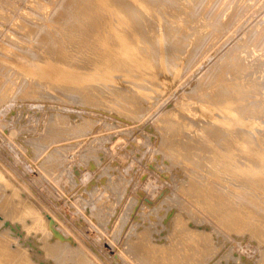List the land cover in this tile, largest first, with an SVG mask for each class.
I'll list each match as a JSON object with an SVG mask.
<instances>
[{"label":"bare ground","instance_id":"1","mask_svg":"<svg viewBox=\"0 0 264 264\" xmlns=\"http://www.w3.org/2000/svg\"><path fill=\"white\" fill-rule=\"evenodd\" d=\"M15 1L18 2V0ZM51 1L53 3L51 2L50 4L53 6L51 8L52 13L50 12L51 16L48 21L49 24L44 26L42 29L39 27L34 29L35 26L32 28L37 35V40L27 42L29 45L27 50L16 48L10 57L6 55L8 52L5 49H2L4 50V54L3 52L0 53V60L10 64L16 73L26 72L36 81V84L33 86L29 85V83H23L24 85H21L19 92L17 89V94H14L16 95V98H13L14 95H11L10 99L13 98L18 100L21 98L20 95H22V93H25L30 88H36V93L39 92V95L36 94L34 97L33 94L35 92L32 94L33 90L31 89L32 95L29 94L34 99L37 98L38 100H44V102L51 99L50 103L52 104H54L52 100L58 99V101L61 100V102L66 103L69 102L68 104L74 106L73 110H70L71 107L69 110L68 108L65 110L66 108L64 107L65 109L62 108L60 112H58L60 110L58 106V111L55 110L53 112H49L52 111L50 108L49 111H41V117H44L43 119L46 120V116L47 120L44 126H42L41 130L36 129V135L31 136L30 140H28L30 146H27L28 148L30 147L28 151L31 157L29 155L28 156L33 159L41 156V154H43L46 149L49 148L44 156H42L41 160H38V167L40 168V171H44L45 175H47L46 177L49 179L51 178L54 180V182H57L56 186L62 189L63 192H66V190L63 188L66 185H70V183L74 185L75 179L69 181H58V178L60 177L63 170L69 168L67 161V156L69 154L68 152L81 144L80 141H68L80 138L82 133L80 130V124L84 121L86 126L89 127L90 131L96 129L97 115L89 112L100 111L104 114L113 115L117 118H120L125 122H133L138 120L144 112L140 106V103L137 101V98H150L147 94V86L143 83V81L154 76V72L156 70L154 72L153 70L156 68H159L160 70L162 69L161 74L159 73L160 71L156 74H160L157 75L158 79L159 76L160 79L162 76V80L159 79L161 82L157 83L159 84V95L164 96L174 85H176L178 81H180V78L188 74L187 72L190 71V69L198 62V60L202 59L209 51L211 47L206 46L207 39L209 37V40L214 37L216 38L221 33L222 35L227 34L230 28L239 24L238 19L240 17L239 14H235V16H232L234 18L224 23L221 17L216 15L217 13L215 14V12L219 10L217 8L221 0L218 3V6H216L217 8H215V4L219 0L216 2L214 0V3L212 2L213 0H210L214 4H211L214 6L213 11L209 9V7L207 9V6H205L206 2L204 3V1L207 0ZM17 2L14 3V0H0V8L7 14L5 16L2 15L4 17H2L0 14V21H4L7 17L9 18V16L15 14L14 12L17 8L15 4H17ZM41 2L44 3L46 0H42ZM222 2L224 1L222 0ZM232 2L234 3V1ZM5 3L10 4V6L8 4L6 5ZM29 3L25 2V4L28 5ZM42 4L39 5L40 8H43V6H41ZM202 4H204L203 6L206 7L204 8L205 11L209 10L207 14H209L210 18L209 16L208 18L210 20L213 19V23L209 22L206 26L204 25L202 28L200 27L195 31L196 35L194 36L196 38L194 40H189V42H191L190 46L193 45V48L191 47L192 51H187V43V46H184L186 48L184 50L185 52L187 51L188 53L194 54L190 60L182 59L180 61L181 56L178 55L179 59L176 56V54H178L177 52H180L179 54L181 55L184 53V51H182L184 38L182 36H178L183 23L180 25V28H177V25H169L170 28L173 27V29H170L169 31L170 34L178 37L176 41L168 42L166 45L158 49V51H150L146 48V44L150 42L151 38L153 37L151 34L152 30L149 33V29L152 28L151 24H153L150 22V16H153L155 19H159V21L161 19L163 20L165 17L169 19L167 17L168 14L166 15L165 13H169V9H171L172 12L173 10L178 11L179 8L181 10L186 9V11L190 10L191 14L193 13L192 15H196L197 13L200 14L199 12H201L203 9V7L201 8ZM43 5L46 6L47 4ZM239 5L244 6L245 3L244 5ZM30 6L27 8L30 9ZM33 6L36 5H32L30 10H33ZM36 7L34 9L37 10L39 7ZM248 7L246 5L244 8H247L250 11L251 7ZM259 8L257 10H259ZM180 9L179 11L181 13ZM204 9L202 13H204ZM2 10L0 11L2 12ZM230 10L232 9L230 8ZM3 12L2 14H4ZM244 12L246 11L244 10ZM241 13H243V11H240V15ZM162 14H165L166 16L163 18ZM179 14L177 13L175 16L177 17ZM191 14L189 15L191 16ZM24 15L25 14H21L18 16L22 18L23 21H25L27 18L24 17L27 14L25 16ZM203 15L204 14H202V16ZM243 15L242 17H244ZM200 16L198 15L197 17L200 18ZM178 17L180 18L181 16ZM186 17H188V15ZM154 18H152V20ZM174 18L171 17L169 20ZM196 18H194V20H196ZM201 18L203 19V17ZM9 20L11 21L12 19L5 20L6 23ZM239 20L242 21L241 19ZM17 21L19 23V20ZM159 21H154L156 22L155 25L158 23L163 25L160 23L161 21ZM26 23L25 25L27 26ZM3 24H5V22H0L1 28L5 26H3ZM168 24L170 23L168 22ZM197 25L195 21L194 26ZM21 26L23 25H20L19 27ZM194 26L192 25L190 28L193 29ZM207 26L213 27L212 31L210 33L202 32L203 28ZM19 27L17 30L13 29L15 31L13 33H15L16 37L18 36L17 38L20 37V33L19 35L16 33V31L19 32ZM1 31L3 30L0 29V32ZM192 32L194 34V31ZM147 33L149 35L151 34L152 36H149ZM254 33L255 35L251 36ZM252 34L247 36L245 39L240 38L241 40L239 39L236 48L228 52L226 58L223 61H218L213 64L210 69L203 76H201L193 86L190 87L193 89L203 88L204 91L207 89L209 91L207 100H210V103H206V101L198 103L195 101L192 103L190 102L187 106L183 105V100V104H180L176 111H171L168 114H164V116L157 117L151 124V128L156 131L155 134H157L158 137H161L160 146L166 151V154L160 153L161 157L159 158V163L164 161L163 165L166 169L161 170L162 167L160 168L161 171L164 170L162 174H164L165 177L170 178L171 174H173L171 172L172 168L175 171H179L181 173L183 172V174H181L183 178L180 179V184H176V182L174 183L173 178L169 179L173 181H170L168 192L165 195L164 203L167 201L166 206H168L166 207L167 209L165 210V213L161 214L162 211H158L159 214L156 213L157 210H161L159 209L160 204L159 206L157 205L158 209L154 207L149 210L150 207H147V211H150L148 213H150L152 216L154 215L153 219H151V217L147 219V216L144 217L145 212H147L145 211L146 209L144 210L145 205L143 208L145 212L141 214L143 212L142 209L141 213L139 212V219L142 218V220H137L139 222L133 224V229L130 230L131 236H128L129 238L126 236L129 241L127 238L125 240L123 239L124 243L127 244L122 245L125 246L123 249L125 253H123L122 250L121 251L127 256L121 258L125 259V257H127V263L128 261H131L133 264H215L212 262L213 257L218 255L221 256V254L225 253L227 259L229 258L227 255L232 253L231 249H229L231 252L222 249L224 246L222 248H218V246H220L218 244L223 240V238L227 239L230 235H240L244 233L248 235L245 237H249L250 240L254 241L259 247H263V249L260 251V258L258 259V262L257 260L255 262H257L256 264H264V144L259 143H262V140L264 139V124L257 123L258 121L256 122V120L255 122L252 121L259 115V110L264 107V98H260L262 102H259L257 98V103L256 100L255 102L249 101V99L252 100L253 96L250 95V93H252V88L257 86L259 83L256 81L258 80L256 74L260 73L258 72L260 67L254 68L255 70L257 69V73L252 71V75L255 73L257 79L255 76H251L256 79H254V81L258 82L255 86H252V84L249 83H247L248 85L243 83L241 86L239 82V84H234V86H228V84H226L227 82H225L230 71H235V69H237V71L242 70V74L244 71L243 75L240 74L239 79L241 75L243 78L245 75L246 79V74H248L247 79L249 80V74L251 72L248 73V69L251 68V65L253 64L251 62L252 59L249 60V58H254V56L257 55L256 53H259L260 51V53L264 52V46L260 45L261 37L264 36V28L256 29V31L253 30ZM154 37L158 38V36L155 35ZM212 41L210 42L212 43ZM70 45L80 46L81 49L78 51H76V48L74 47L76 53L78 52L77 55L72 56L69 54V48H71ZM2 50L0 49V51ZM31 50L32 52H29ZM263 54H261L262 56L260 55V57H263ZM258 57L259 56L257 55V60L260 59L264 62V58L261 59ZM255 58L253 60H256ZM260 60H258L259 63L261 62ZM255 63L253 64L254 67L256 66ZM262 65L264 66V64ZM262 65L261 68L263 67ZM174 66L179 68L178 73H173ZM245 70H247V73ZM2 71H4V68L0 64V72L3 73ZM262 72L263 70H261V74ZM232 74L230 73L231 77L233 76V78H236V76L234 77ZM142 75L144 76V79L141 83L136 82L138 79L136 81L133 80L138 77L140 78ZM263 75L262 77H258L263 79ZM123 76L125 77L124 80L128 78V80L131 79L134 81L129 82L130 80H127L130 84L136 82L135 84H132L134 87H126L129 83L126 81L124 83L123 79H121ZM243 78L240 80H245ZM11 79L12 77L8 80L10 84L7 82V85H12ZM228 79H230V77ZM251 81L253 82V80ZM259 81L260 84L263 82V80L260 79ZM122 83L125 84L124 86L126 88H123L120 85ZM97 84L99 85L97 86ZM197 84L201 85L198 86ZM100 85L104 87V89L106 88V90L104 91ZM263 85L264 84H261V87L258 86L257 88L261 89L263 88ZM16 87L18 88L17 85ZM98 87H100L101 90H98ZM259 92L261 93V91ZM12 93L14 92L12 91ZM196 93H198V91ZM260 93H258V98L260 97ZM201 94H199V96H204ZM37 95L39 97H36ZM255 95L256 94H254V96ZM263 95L264 94L262 91V96ZM7 96L10 95L7 94ZM3 98H5L2 99L4 101L0 99L3 103L9 99V97L6 99V96ZM24 98L27 97L24 96ZM187 103L188 101H186V104ZM14 107L15 103L13 108ZM80 107L84 108V111L80 112ZM53 109H56V107ZM46 110H48V108H46ZM202 113L213 117L215 122L208 123L210 121L201 119L200 117H202ZM187 114L192 116L194 119L189 118ZM183 116L186 117L183 119H188L187 122L183 123V120L181 121ZM245 116H248L247 118H249V116L253 117H250L252 119L251 120L250 118L246 119ZM41 117H39V119ZM258 117H260L261 120ZM258 117L257 118L262 121V116ZM43 119H40V121H43ZM193 129L194 131L188 132ZM189 133H192L193 135L191 136ZM171 134L179 135V137L175 139V142L169 138ZM106 138L107 137H96L93 141H90V139L87 140L83 146L85 149L81 150L78 154L80 160L83 161V163H87V165L90 164L97 168V165H99L101 161L99 158L100 151L97 150V146H93V143L98 141V144H101L106 141ZM237 139L241 140L243 145H238L239 147L236 146L235 141ZM55 144L58 146L54 147L53 145ZM155 158L153 162L155 160L157 161ZM159 163L156 164L158 165ZM204 166H207L208 170L206 169L205 171ZM109 168H111V166H109ZM109 168H107V170ZM167 169H170V171ZM118 171L116 174H118ZM108 172L109 171H107V174ZM243 173H249V177L244 178L242 175ZM7 176H9V174L0 172V182H3L4 178ZM10 177L11 176H9V178ZM14 183L15 182H13V185ZM10 184H12V182H10ZM106 184L109 185L111 190L113 189L112 192L115 193L113 196H116L115 198L118 200V202L119 198L120 200H124L123 203L119 202L123 206L125 205V209L123 211L124 214L122 213L123 217L121 216V219L117 218V215V217L115 216V214H118V211L116 209L117 213H115V209H113L115 207L112 208V203L114 201L111 202L112 205L110 208V211H113L112 214H109V211L108 213H103L102 209H98L104 205L106 207L104 208L108 210V199L102 197L98 198L100 201L97 200L98 195L96 192V181V187H93V189L91 188V193L84 189L83 191H79V193L81 192L80 196L79 194L76 195H78V199H80V205H83V207L86 209L89 208L90 202L94 199L95 204L97 201L103 204L100 206L97 203L99 207L97 208L96 206L97 210L95 209L94 211L90 205V210L93 213H89L88 216L93 220L94 223H96V225L101 228V230L103 229L108 232V236L111 237V240H115L117 236H121V230L127 224V220H129L131 217L128 212L130 213L133 211L132 209L136 202L133 199L129 200L132 189L129 187V180L127 181L123 176L115 175V173H112L111 175L109 174V179L106 181ZM53 185L55 184L53 183ZM58 187H56V189ZM134 188L136 187L133 186V189ZM60 189H58L59 192H61ZM73 189L74 188L71 189V187H67V191H71ZM254 189H256V192H254ZM25 194L26 191L22 189L21 186L19 188L15 185L13 191L6 194L4 199L0 196V202L2 200V203L0 204V264H47L49 260L52 261V264H57L58 260H52V256L54 255H57L56 259H61L63 257L67 258L71 264L97 263L89 258L91 256L90 254H88L90 256L87 257L81 252L82 249H80L81 251L79 250V248L74 243L75 240L72 242V238L69 239L70 237L67 234L68 230L63 227V224L56 225L51 221H47L49 214L46 215V213L44 214V211L42 212L41 208H44L42 204H38L36 200H32L34 198L30 199ZM89 194L92 195L89 196ZM109 199L111 200V198ZM170 200L175 204L171 205L170 203L172 202ZM108 202L109 205L110 201ZM94 203L92 202L91 204L95 206ZM163 204H161V206ZM122 208L123 207H121V209ZM79 211H81V209ZM168 214L169 216L170 214L172 215L170 216V220L167 221L168 223H166L168 226L166 224L163 225L165 219L168 217ZM114 216L117 219H115L114 223H112L111 220L114 218ZM107 218L109 220H107ZM149 219L151 220L149 221ZM27 220H31V224L28 225ZM151 221L153 222L152 224H150ZM57 222L60 223L59 221ZM110 225L111 227H109ZM3 227H6L5 230H2ZM18 227H23L24 230L26 229L28 232L27 234L30 236L34 235L38 237L36 239L39 244L36 243V241L35 243L37 245L35 243V246L34 244L32 245V239L30 240V243L26 242V240H29L27 237L26 240L24 238V236H27L26 233H24V236L22 235L23 242H21V239L19 238H13V236L11 238L10 234L12 233V230ZM56 228L59 229V231ZM157 230H160V232ZM161 232H164L165 234L163 233L164 235H162ZM20 233L22 234V231ZM59 236H64L67 238V240L62 239ZM218 237H220V239L216 240ZM240 237L237 238L240 240ZM215 240L218 242H215ZM232 240L235 239L233 238ZM33 241L34 240H32V242ZM118 242H116V244H118ZM12 246H14L15 249L12 248ZM78 246H80V244ZM119 253H121L120 250ZM33 257H39V259L42 258V260L45 258L47 261L43 260L44 262L42 261V263L41 260L37 259L38 263H34ZM222 259L224 258L222 257ZM220 262L222 263V260ZM227 262L228 261H226L225 264Z\"/></svg>","mask_w":264,"mask_h":264},{"label":"rangeland","instance_id":"2","mask_svg":"<svg viewBox=\"0 0 264 264\" xmlns=\"http://www.w3.org/2000/svg\"><path fill=\"white\" fill-rule=\"evenodd\" d=\"M28 1L29 0H18V2H17V1L14 0V3L17 2V4H15L16 7H17L16 8L17 12L15 10V12H14L15 14L12 15L13 17L9 16V18L7 17L5 19V20L12 19V20L11 21L9 20L8 21L9 23L8 22L6 23L5 20L4 21H0L1 23L5 22V24H3V26L5 25L3 27L4 29L0 27V29L3 30V31L0 32V46H1L0 49L1 50L5 49L8 52V53L6 52L7 54L6 53L5 54L7 56H9V57L12 56V54H13V52H14V50L16 48H20L21 50H27L28 46H29L27 42H32V41H36L37 40L36 39L37 35L35 34L34 29L38 28V27L40 29H42V28H44V26L49 24L48 21H49L50 16H51L50 15V12L52 11L51 8L53 6L50 3L52 1L49 0L50 1L49 2L48 0H46V2H44V3L41 2L42 0L41 1L40 0H38V1L32 0L31 1L30 0L29 1L30 3ZM39 1H40V4L43 3V4H47V5L44 6L42 4L41 6H43V8H40L39 7V5H40ZM43 1H45V0H43ZM47 1H48V3H47ZM53 1L58 2L59 0H53ZM207 1H204V3L206 2L205 6H207V9L209 7V9H211L213 11L214 10V6H213L214 5L213 4L214 0L213 1L211 0L213 3L210 0H207ZM209 1H210V3H209ZM216 1H218V0H215V2ZM223 1L225 3L222 2V0H221V2H220V0L218 2H216L215 8H217L216 6H218L219 2H220L219 3L220 8L218 6L217 9H219V10L217 12H215V14L217 13L216 15H219L224 23H226L230 19L234 18L232 16H235V14L236 15L239 14V17H240L239 19H241L242 21H240L238 19V23L239 24L237 26H235V27L233 26L232 28H230L229 32L227 34L222 35V33H221L220 35H218L219 37L218 36L216 37L217 39L215 37L214 38L211 37L213 39V41H212V39L209 40V38H210L209 37L207 39V42H206V46L211 47L209 49V51L205 54V56L202 59L198 60V62L190 69V71L187 72L188 74L185 73L186 75H184L182 78H180V81H178L176 83V85H174L168 91V93H166L164 96L159 95V86H158L159 84L157 82L160 83L161 81H159L160 76H159V79H158L157 75H160L162 73V69L161 70L159 68L158 69L157 68L154 69L153 72L156 70L154 72L155 73L154 76L152 78L149 77L148 79H145V81H143V79H144L143 75L140 76V78L138 77L136 79H133L134 81H136L138 79L136 82H140V83L143 81V83L147 86V94L150 97L149 99L148 98L147 99H139V98H137V101L140 103V106L142 107L143 112H144L143 115L141 117H139L138 120H135L133 122H125L124 120H122L120 118H117V117H115L113 115L104 114V113H102L100 111L89 112V113H93V114L97 115V127H96V129L90 131L89 127L86 126L85 121H84V122H82L80 124L81 125L80 130L82 132L80 138H76V139H73L71 141H68V142H79L80 141L81 144L79 146H76L75 148H73L72 150H70L68 152L69 154L67 156V161H68L69 168L66 169V170H63L61 175H60V177L58 178V181H69V180L75 179L74 185L72 183H70V185H66L63 188L64 190H66V192L65 191L63 192L62 189H60L58 186H56L57 182H54V180H52L51 178L49 179L48 177H46L47 175H45L44 171L43 172H42V170L40 171V168L38 167V164H39L38 162L41 160L42 156H44L46 151L49 150V148H47L46 151L43 154H41V156H38V157H36V159H33V158H30L31 155H30V153L28 151V149L30 147L28 148L27 146L29 145V141L28 140H30L31 136H35L37 130L38 129L41 130L42 126H44V124H45V122L47 120L46 116H45L46 120L43 119L44 117H41V111L42 112H46V111H49L51 109L52 111H49V112H53L55 110L58 111L60 109L58 111V112H60L62 110V108H64V107L66 108V109L64 108L65 110H67V108L69 110L70 107H71L70 110H73L74 106H72L71 104H68L69 102H67V103L66 102H61V100L58 101V99H54L56 101L52 100V102H54V104L50 103L51 99L50 100H46V102H44V100H40V99L38 100L37 98L34 99L31 96L34 92L35 93L33 94V96L36 95V94L39 95V92L36 93V90H35L36 88H30L31 90H33V92L30 89L27 90V88H26L27 94H26V92L22 93V95H20V97H21L20 99H18V100L17 99H13V98H16V95H14V94H17V91H16L17 89H18V92H19V88L21 87V85L23 86L24 84H26V83L28 84L29 83V85L33 86L34 84H36V81H35V79L31 78V76L29 74H27L26 72L16 73L13 70V68H12V66L10 64L6 63L3 60H0V64L4 68V71H2L3 73L0 72V97L2 96L0 99L1 100L5 99V98H3L4 96H6V99H7V97H9V99H7L6 102H4V103L1 102V100H0V172L5 173V174H9V176H11L10 178H9V176L5 177L4 181L0 182V196H1V198L4 199L6 194H8L11 191H13L15 185L17 187H19V188L21 186V188L26 191V194H25L26 196H28L30 199L34 198V199H32L33 201L36 200V202H38V204L39 203L42 204V206L44 207V208H41L42 212L44 211V214L46 213V215L49 214L48 215V219L49 220L47 219V221H51V222H53L56 225L63 224V227H65L68 230L67 234L70 237V238L69 237L68 238L69 239L72 238V242H73V240H75L74 243L76 244V246L79 248V250L82 249V251L81 250L80 251L83 254H85L87 257H89L91 255L92 257L90 256L89 258L92 261L94 260V262L95 263L97 262L98 264H124V263L133 264L131 261L130 262L128 261V263H127V260H126V259H128L127 257H125V259L123 258L124 260L121 258V257L127 256V255L123 254V253H125L123 251L125 246H122V245L127 244V243H124V240L128 236L129 237L131 236V231L130 230L133 229V224L142 220V218L139 219V217H140L139 212L141 213V211L144 208V205H145L144 210L146 209L145 211H147L148 210L147 209L148 206L150 207V208L148 207L149 210H151V208H154V207L157 208V205L159 206V204H160L159 209H161V210H157L156 213L159 214V212H161V211H162L161 214L165 213V210L167 209L166 207H168V206H166V202L167 201L164 203V200H165V195L168 192V186H170L169 184H170L171 180H169V179L173 178L174 181L173 180L172 181L174 183L176 182V184H180L181 183L180 179L183 178L181 176V174H183V172L181 173L179 171H175L172 168H171V172L174 175L171 174V172H170V174H171L170 178L165 177L164 174H162L164 172V170L163 171H161V170L165 169V167L163 165L164 161L163 162L160 161L162 164L159 163V158L161 157L160 153L161 154H166V151H165L164 148H162L160 146L161 137L160 136L158 137V135L155 134L156 131H154V129L151 128V124L155 121V119L157 117L164 116V114H168L171 111H176L177 108L180 106V104L181 105L183 104V100H184V104L183 105H187V106H188V104L190 102L192 103V102H195V101L198 102V103L205 102V101H206V103H210V100H207V95L209 93V91L207 89L204 91L203 88H194L195 90L196 89H200V90H196L195 91L193 88H190V87L193 86L198 81V79L201 76H203L210 69V67L213 64H215L218 61H223L226 58L227 53L230 52L231 50H234L236 48L237 43H238L240 38L241 39L242 38L245 39L247 36H250L252 34L253 30L256 31V29L264 28V4H263L264 0H247V1L245 0V2H244V0H223ZM232 1H234V3ZM239 1H240V3H239ZM25 2L29 3V5L25 4ZM244 3H245V5H244ZM5 4L7 5L8 3H5ZM24 4H25V6H24ZM211 4H213V5H211ZM239 4H243L244 6L239 5ZM254 4H257V5H254ZM8 5L10 6V4H8ZM32 5H36L37 7L40 8V10L36 6H33V7L34 8L36 7L37 10L34 9V8H32L33 10H30ZM203 5L204 4L201 5V8L202 7H203V9L206 8ZM210 5H211V8H210ZM238 5H239V8H238ZM246 5H247V7L249 5L248 8L251 7L250 11H249V9L244 8V7H246ZM29 6H30V9H28ZM212 6H213V8H212ZM234 6H236V7H234ZM253 6H255V7H253ZM227 7H229V8H227ZM9 8H11V7H9ZM230 8L232 10H230ZM258 8H259V10H257ZM24 9H27V10H24ZM179 9H178V11H179ZM203 9L201 10V12H199L200 14L197 13L199 16L201 15L200 18L197 17L198 16L197 14H196L197 16L195 14L192 15L193 13L191 14L190 10L186 11V9H184V10L180 9L181 13H180V11L178 12L176 10H173V12H172V10L169 9L170 12L168 10L169 13H165V14L166 15L167 14L168 15L171 14L169 16L167 15V17L169 19L171 17L172 18L175 17L174 19H172L173 21L167 19L165 17L166 16L165 14H162V17L163 18L165 17V18L163 19L164 21L160 18L161 22L159 21V19H157V18L155 19L153 16L152 17L150 16V20H151L150 22L153 23V24H151V27L155 31L152 28L149 29V33L152 30L153 33L151 32V34L153 35V37L152 38L149 37V36H152V35L151 34L149 35L147 33L149 35L148 37L151 38V41L146 44V48L149 49L150 51H154V50L158 51V49H160L161 47L166 45L168 42L176 41L178 39V37L175 36V35L170 34L169 31H170V29H173V27L170 28L169 25L170 26L171 25L172 26L177 25V28H180V25L183 23V25H181L182 28H180L181 29L180 33H178L179 37L182 36L184 38V42H183V45H182L183 46L182 47L183 48L182 51H184L186 48H187V51H192V48H193L192 46L193 45L190 46L191 42H189V40H191V39L194 40L196 38L194 36V35H196L195 31L198 28H200V27L202 28V26H204V25L206 26L209 22L213 23V19L210 20L209 19L210 16H209V14H207L209 12V10L205 11V9H204V13H202ZM227 9H228V11H227ZM0 10H2V9L0 8ZM43 10H45V11H43ZM244 10L246 12H244ZM182 11H184L185 13L182 12ZM238 11H239V13H238ZM240 11L241 12L243 11V13H241V15H240ZM2 12H3V10H2ZM2 12L0 11L1 16L2 15H4V16L7 15L5 13V11L3 12L4 14H2ZM20 12H21V14H25V15L27 14L26 16L24 15L25 16L24 18H27V19H25V21H23L22 18H20L18 16V15H21ZM27 12L30 13V14H28ZM177 13L178 14L180 13V14L177 15V17H176L175 15ZM189 14H191V16ZM202 14H204V15L202 16ZM223 14H224V16H223ZM243 14H245V15H243ZM8 15H10V14H8ZM187 15H188V17H186ZM242 15L244 17H242ZM4 16H2V17H4ZM178 16H181V17L179 18ZM208 16H209V18H208ZM193 17L194 18L197 17L196 20H194ZM201 17H203V19ZM152 18H154V19L152 20ZM223 18H225V19H223ZM17 20H19V23H18ZM166 20H168V21H166ZM154 21H156V22L159 21L163 25H160L159 23H158L159 25L158 24L155 25L156 22H154ZM195 21H196V25L198 24L199 27H198V25L194 26L195 25ZM20 22H22L24 24H22ZM168 22L170 24H168ZM25 23L27 24V26L25 25ZM174 23H176V24H174ZM19 24L23 25V26L19 27L20 26ZM192 25L195 28L194 27H193V29L190 28V27H192ZM17 26L19 27V30H18L19 32L16 31V33H18V35L20 33V35H19L20 37L19 38H17L18 36L16 37L15 33H13V32H15L13 29L17 30V28H18ZM154 26H157V27H154ZM33 27H34V29H32ZM188 28H190V29H188ZM156 29H157V31H156ZM212 29H213V27L207 26V27L203 28L202 32H205V33L209 32L210 33L212 31ZM11 30H12V32H11ZM192 31H194V34H193ZM192 34H193V36H192ZM154 35L158 36V38H155ZM254 35H255V33L252 34L251 36H254ZM222 36H224V37H222ZM14 37H15L16 40L14 39ZM210 41H212V43ZM214 41H215V43H214ZM188 42H189V44H188ZM208 42L212 46H210ZM186 43H187L188 47L185 48L184 46L186 45ZM207 43H208V45H207ZM260 45L264 46V36L261 37V44ZM78 46L79 45L71 46V48H69L70 49L69 50L70 51L69 54L72 55V56L73 55L74 56L77 55L78 52L76 53V51L81 49L80 46L79 47ZM72 47L73 48L75 47L76 51H75V48L73 49ZM187 51L186 52L184 51V53L182 55L179 54L180 52H177L178 54H176V53L175 54H176L177 57H178V55L181 56L180 61L182 59L190 60L194 56V54L188 53ZM2 52L4 54V50L0 51V53H2ZM29 52H32V50L29 51ZM260 52L256 53L259 57H260L261 54L264 53V52L263 53H260ZM257 55L254 56V58L256 57L255 58L256 60H253L254 59L253 57L249 58V60L252 59L251 62L253 64L256 61L257 62L255 63L256 64L255 67H254L253 64L251 65L252 69L249 68L248 69L249 70L248 73L251 72L249 74V77L251 78L252 76H255V73H257L256 72L257 69L255 70L254 68H257V67L259 68L260 67V69H258L259 70L258 72H260V73L256 74L258 80H256L257 79L256 76H255L256 79L254 77L251 78V80H253V82L249 78V80L251 81V83H250V81L247 79L248 78V74H246L247 77L245 79V75H244V78L242 76L244 74V71H243V74H242V70L237 71V69H235V71H230V73L232 74V72H233L232 75H234V77L236 76V78H233V76L231 77V75L229 73L228 74L229 76L226 77V81H225V82H227L226 84H228V86H234V84H239V83L241 84V86L243 85V83L244 84L249 83V84H252V86L253 85L255 86L259 82L258 83L259 85L257 84V86H255L256 89H255V87L252 88V93H250V95H253L252 96V100L249 99L250 102H252V101L255 102V100H256V103L258 102V100H259V102H262L260 100V98H264L263 97L264 95L262 96V91H263V94H264V90H263L264 89V85H263V88H261V89L257 88L258 86L261 87V84H264V78L263 79L260 78V77H262V75L264 73V66L262 65V64H264V62L262 60L258 59V60L261 61L259 63V61L257 60ZM260 58L261 59L264 58V54H263V57H260ZM178 59H179V57H178ZM261 65L263 66L262 68H261ZM261 70H263L262 74H261ZM178 71H179V68L177 66H174L173 67V73H178ZM245 71L247 73V70H245ZM252 71L253 72L255 71V73L253 75H252V73H253ZM157 72H159L160 74H156ZM240 74H242L240 79L243 78L245 80L241 81L239 79ZM258 76H260V77H258ZM11 77H12V79H11L12 80V85L14 84L13 86L12 85L10 86L9 85L10 83L8 82V80ZM229 77H230V79H228ZM263 77H264V75H263ZM232 78L234 79V81H233ZM121 79H123L124 83H125V81L127 83L134 82L131 79H129L130 80L129 81L128 78L126 80H124L125 79L124 76L121 77ZM254 79L256 81H258V82L254 81ZM259 79L263 80V82L261 81L262 82L261 84H260ZM148 80H150V81H148ZM160 80H162V76H161ZM245 81H249V82H245ZM7 82L9 83L8 84L9 86L7 85ZM135 83H132V84H135ZM154 83H156V84H154ZM15 84L18 86V88L16 87ZM132 84L129 83V84H127L128 86H126V87H129V86H130V88H132V86L134 87V85H132ZM98 85L99 84H97V86ZM120 85L123 88L125 87L124 86L125 84H123V83L120 84ZM197 85L199 86L201 84H197ZM11 87H12V91L14 93H12ZM97 89L101 90L100 87H98ZM102 89L104 91L106 90V88L104 89V87H102ZM193 91H195V92H193ZM197 91H198L199 94L202 93L201 95H204V96H199V94L196 93ZM259 91H261V93ZM31 92H32V94H31ZM253 93L256 94V95L254 96ZM258 93H260L259 94L260 95L259 98H258ZM3 94H5V95H3ZM7 94L10 95V96H7ZM29 94H31V95H29ZM197 94H198V96H197ZM11 95L12 96L14 95L13 98H11L13 102L10 99ZM38 95L36 97H39ZM137 95L140 96L139 94H137ZM24 96L27 97V98H24ZM28 96L30 97V99H29ZM2 101H4V100H2ZM30 101H32V102H30ZM47 101H48V103H47ZM186 101H188L187 104H186ZM14 103H15V107L16 108L15 107L13 108ZM28 103H30V104H28ZM67 104L70 105V106H68ZM28 105H30V106H28ZM35 105H37V106H35ZM57 106H58L59 109L57 108ZM55 107H56V109H53ZM46 108H48V110H46ZM262 109L259 110L260 113L258 115V116H262V121H260L261 118L258 117V116L257 117L260 120L257 117L254 118V120H252L251 118L253 116H249V118L251 117L250 119L252 121H254V122L256 120V122L258 121L257 123L264 124V120H263V118H264L263 117V115H264L263 114L264 113V107ZM82 111H84V108L80 107V112H82ZM261 111H262V113H261ZM33 112L36 113V114H34ZM180 114H182V113H180ZM42 115H44V114H42ZM39 117H41L40 118L41 120L43 119L44 123H43V121H40ZM188 117L194 119L192 116L188 115ZM245 117H246V119H249V118H247L248 116H245ZM183 118H186V117L183 116L181 118V121L183 120L182 121L183 123L187 122L188 119H183ZM200 118L203 119V120L210 121L208 123H214L215 122L213 117H211L209 115H205L203 113H202V117H200ZM79 121H80V119H79ZM41 123H43V124H41ZM191 131H194V129L190 130L188 132H191ZM189 134L191 136L193 135L192 133H189ZM96 137L97 138L98 137H107L106 141H104L105 143L103 142L101 144H98L99 143L98 141H95L93 143V146H97V150L100 151L99 152V154H100L99 158H100L101 161H100V164L97 165V168L92 166V165H90V164L87 165V163H83V161H81L80 158L78 157V154L80 153V151L85 149L83 146L86 143V141L89 140V139H90V141H93L94 138H96ZM178 137H179V135H174V134H171L169 136V138L173 142H175V139L178 138ZM26 139H27V142H26ZM263 140H262V143L261 142H259V143L260 144H264ZM23 142L26 143V144H24ZM60 144H62V143H60ZM58 145H59V143H58ZM58 145L55 144L53 146L57 147ZM235 145L236 146L243 145V142L241 140L237 139L235 141ZM155 156H156V158H155ZM154 158L157 159V161L155 160L153 162ZM155 162L159 163V164L157 165ZM154 163H155L156 166L154 165ZM160 164H161V166H160ZM200 165H201V163H200ZM109 166H111V168H109ZM107 168H109L110 170L109 169L107 170ZM160 168H161V170H160ZM206 169H207V166L205 167V171H206ZM106 170L109 171L108 174H107ZM167 170L170 171V169H167ZM173 170H174V172H173ZM39 171H40V173H39ZM117 171H118V174H116ZM104 172L108 176H106ZM112 173L113 174L115 173V175L123 176L124 178H126L127 181L129 180V183H130L129 187L132 189L129 200L133 199L136 202L134 204L133 209H132L133 211L131 210L132 212H130V213L128 212V214L131 215L129 220H127L129 223L126 222L127 224L124 226L125 228L123 227V229L121 230V232H122V234H120L121 236H119V237L117 236V238L115 240L114 239L111 240V237L108 236L109 235L108 232L106 230H103V229L101 230V228L98 225H96V223H94L93 220L88 216L89 213L92 212L90 210L91 208L94 211L96 209V206H97V208L99 207L98 205L101 206L102 203L98 202V201H100L98 198L104 197V198L108 199L107 200L108 210L105 209L106 207L103 204H102L103 207L101 206L102 208L100 207L98 209H100V210L102 209L103 213L104 212L108 213V211H109V214L110 213L112 214L113 211H110V208H111V205L113 204L112 208L115 207V208H113V209H115L114 210L115 213H117V211H118V214H115V216L117 215L118 217L117 216L116 217L120 218V219L123 217L122 213H123V211L125 209V205L123 206L120 203H123L124 200H122V199L120 200V198H119V202H120L119 203L118 200H116V198H115L116 196H113L115 194L114 192H112L113 189L111 190V188H109V185L106 184V181L109 179V174L111 175ZM123 174H125V175H123ZM242 175H243L244 178L249 177V173H243ZM180 176H181V178H180ZM42 177H44V178H42ZM76 180H77V182H76ZM95 181H96V184H97L96 185L97 186L96 192H97V195H98L97 196V200L98 201L95 204L94 203L95 199H94L93 201L90 202L89 208L86 209V208L83 207V205L82 206L80 205L81 204L80 199H78V195H76V194H79V196H80L81 192L79 193V191H83L84 189L88 190V192L91 193L93 187H96L95 186ZM10 182H12V184H10ZM13 182H15L14 185H13ZM53 183L55 185H53ZM233 183H235V182H233ZM91 184H93V185H91ZM133 186L136 187V188L133 189ZM56 187H58V188L56 189ZM67 187H71V189L72 188H74V189L71 190V191H67ZM77 187H78V189H77ZM129 187H128V189H129ZM54 188H55V190H54ZM51 189H52L53 192L51 191ZM58 189H60L61 192H59ZM75 191H77V192H75ZM254 192H256V189H254ZM91 195L89 194V196H91ZM79 198H81V197H79ZM109 198H111V200ZM106 199H105V201H106ZM108 201H110L109 205H108V203H109ZM115 201L118 204V206L115 203ZM92 202L95 204V206H93L91 204ZM111 202H113V203L111 204ZM171 202H172V203H170L171 205L175 204L173 201H171ZM1 203H2V200H1L0 204ZM97 203H98V205H97ZM119 204L122 205V206H120ZM161 204H163V205L161 206ZM90 205H91V208H90ZM115 205L117 207H119V208H117ZM121 207H123V208L121 209ZM103 208H104V210H103ZM80 209H81V211H79ZM116 209H117V211H116ZM120 209H121V211H120ZM144 210H143V212L141 214H143L145 212ZM119 211H120V213H119ZM148 212H150V211L145 212V214L148 213ZM145 214H144V217L147 216L146 217L147 219L150 218V217H151V219L154 218L153 217L154 215L152 216L150 213H148L147 215H145ZM115 216L111 220L112 223H114L115 219H117ZM159 216H161V215H159ZM170 216H172V215L170 214ZM170 216L168 214L167 219H165L166 222L164 221V223L163 222H161V223H163V225L168 223L167 221L170 220V218H171ZM151 219H149V221ZM107 220H109V219L107 218ZM133 220H134V222H133ZM137 220H139V221H137ZM57 221H59L60 223H58ZM152 223L153 222L151 221L150 224H152ZM27 224L28 225L31 224V220H27ZM166 225L168 226V224H166ZM160 226H158V227H160ZM109 227H111V225ZM5 228L6 227H3L2 230H5ZM57 230L59 231V229H57ZM13 231L16 234H14ZM19 231L20 232L22 231V234ZM158 232H160V230ZM24 233L27 234L28 233L27 230L26 229L24 230L23 227L22 228L18 227L16 229L12 230V233L10 234L11 235L10 237L12 238V236H13V238H17V239L19 238V239H21L20 241L23 242L22 238L24 236ZM163 233H162V235L165 234V233L164 234ZM16 235L19 236V237H17ZM236 235H230L227 239L223 238V240L220 242L221 244L220 243L218 244V245H220V246H218V248H220V247L222 248L224 246V248H222V249H224L226 251H229V252L232 251L231 254L227 255V257H229V258H227L228 260L226 259L225 253L221 254V252H220L221 256L224 259H222V257L219 256V255L215 256V257L212 258V260H213L212 262L213 263H215V264H219V263L220 264H222V263L225 264V262L228 261L226 264H243V263L244 264H249V263L250 264H254V263L256 264L258 262V259L260 258L259 257L260 256V251L263 249V247H261V246L259 247L254 241L250 240L249 237H245L247 234H244V233L240 234L242 238L240 237V235H238V234H236ZM32 236H33L34 239L32 238ZM26 237L29 238L28 241L26 240ZM59 237L64 239V240H67V238L64 237V236H59ZM237 237H240V240ZM24 238H25L26 242H28V243H30L31 239L34 240L33 242L31 240V244L33 245L37 241L36 238H38V237H36L34 235L30 236L29 234H27V236H24ZM119 238H120V240H119ZM128 238H127V240H128ZM233 238L235 240H232ZM219 239H220V237H218V239H216V240H219ZM216 240H215V242H218ZM226 240H228V241H226ZM118 241H120V242H118ZM116 242H118V244H116ZM36 243L39 244L38 241ZM35 244H34V246H35ZM79 244H80V246H78ZM14 246H12V248L15 249L16 246L15 247ZM119 247H121V248H119ZM258 247H259V249H258ZM229 249H231V251ZM119 250H120L121 253H119ZM121 250L123 251V253H122ZM84 251H85V253H84ZM77 253H80V252H77ZM88 254H90V255H88ZM56 258H57V255L52 256V260H56V261L58 260L59 261V262L57 261V264H71L68 261V259L65 258V257H63L61 259H56ZM37 259L41 260V262L43 260H45V258L42 260V258L39 259V257H37V258L33 257V260H34L33 262L34 263L35 262L38 263ZM235 259H237V260H235ZM219 260L220 261L222 260V263ZM224 260H225V262H224ZM256 260H257V262H255ZM45 261H47V259ZM47 264H52V261L49 260L47 262Z\"/></svg>","mask_w":264,"mask_h":264}]
</instances>
